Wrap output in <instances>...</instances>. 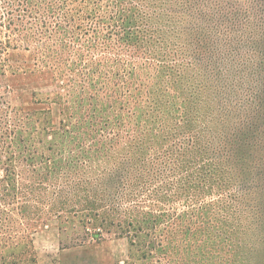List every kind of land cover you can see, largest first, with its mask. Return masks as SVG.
<instances>
[{
    "label": "trees",
    "instance_id": "trees-1",
    "mask_svg": "<svg viewBox=\"0 0 264 264\" xmlns=\"http://www.w3.org/2000/svg\"><path fill=\"white\" fill-rule=\"evenodd\" d=\"M138 1L141 7L104 0L106 13L96 3L88 20L118 34L111 53L164 61L142 81L138 98L144 105L135 103L121 122H79L75 151L68 154L52 144L39 148L41 142L27 148L18 122L12 132L5 120L0 264L34 263V234L50 220L68 246L126 240L127 264H246L264 243V84L242 104L224 102L206 84H189L198 78L185 56L154 53L165 40L155 24L159 13L142 11L157 0ZM28 13L57 16L55 8L29 0H0V56L7 46L2 36ZM100 33H94L98 40ZM195 47L200 60L209 59V46L197 39ZM172 61L184 74L183 66L188 68L176 93L166 86L177 68ZM178 144V152L170 149Z\"/></svg>",
    "mask_w": 264,
    "mask_h": 264
},
{
    "label": "rangeland",
    "instance_id": "rangeland-1",
    "mask_svg": "<svg viewBox=\"0 0 264 264\" xmlns=\"http://www.w3.org/2000/svg\"><path fill=\"white\" fill-rule=\"evenodd\" d=\"M29 2L55 8L57 16L52 19L42 13L31 16L28 13L16 22L14 32L2 36L7 46L0 56V130H6L3 124L9 120L13 132L17 121L16 132L23 136L27 148L41 142L39 148L52 144L54 150L58 148L68 154L75 151L79 122L93 118L121 122L125 115H132L135 103L144 105L143 99L138 98L142 81L150 77L148 74L154 66L164 61L150 56L133 59L130 54L110 52L108 48L118 34L112 28L107 30V26L89 21L96 12L93 5L101 6L104 0ZM131 2L142 6L138 0ZM150 3L154 4L152 0ZM155 3L151 9L142 11L143 16L159 13L154 15L155 24L165 40L154 53L160 58L169 52L176 58L185 56L191 74L198 78L196 83L189 84H206L213 93L220 92L224 102L239 104L249 101L251 93L264 84V0H157ZM102 8L103 13L108 11L105 6ZM79 25L81 28L75 31ZM101 31L98 40L94 33ZM197 39L206 49L209 46L212 54L208 60H200L195 47ZM171 64L177 68L167 77L166 86L176 93L188 80L183 84L179 79L187 75L188 68L182 65L184 74L178 67L180 64L174 61ZM134 79L135 83L127 88V82L130 84ZM187 88L189 93L193 91ZM121 104L126 106L125 112L119 109ZM104 134L109 138L115 136L113 132ZM179 145L170 149L178 152ZM33 240L36 259L29 264L129 262L126 240L107 238L100 244L68 246L67 238L60 235L54 220L39 227ZM246 262L264 264V243L255 258Z\"/></svg>",
    "mask_w": 264,
    "mask_h": 264
}]
</instances>
